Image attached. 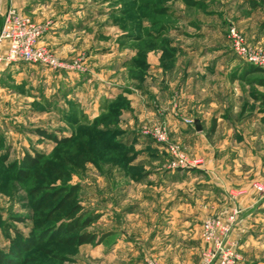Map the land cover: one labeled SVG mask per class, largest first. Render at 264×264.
<instances>
[{"label": "rangeland", "instance_id": "374dc122", "mask_svg": "<svg viewBox=\"0 0 264 264\" xmlns=\"http://www.w3.org/2000/svg\"><path fill=\"white\" fill-rule=\"evenodd\" d=\"M249 1L0 0V31L8 9L16 8L42 25L41 43L73 65L20 63L22 74L0 78V264H201L205 219H226L233 208L241 209L235 199L253 191L262 206L254 217L264 226V192L253 186L264 183V72L247 75L241 85L248 95L232 100L230 110L197 109L206 131L189 147L173 137L167 117L169 106L184 104L180 83L148 69V59H159L165 70L176 68L178 43L246 64L233 47L230 26L251 50L264 53V10L258 9L264 0ZM248 92L261 99L242 116ZM159 126L190 161L236 171L228 173L235 188L215 199L212 213L201 215L192 231L182 216L195 207L172 200L193 192L204 200L212 192L189 187L196 180L187 172L200 168L170 167L166 145L143 133ZM38 154L39 164L29 168L25 159ZM149 169L183 170L184 177L149 176ZM244 180L249 186L239 190ZM242 215L241 209L232 232ZM88 219L78 231L62 230L65 223ZM83 232L94 240H71ZM123 234L131 238L115 246ZM239 250L251 264H264V239H250Z\"/></svg>", "mask_w": 264, "mask_h": 264}, {"label": "crops", "instance_id": "0c3cea01", "mask_svg": "<svg viewBox=\"0 0 264 264\" xmlns=\"http://www.w3.org/2000/svg\"><path fill=\"white\" fill-rule=\"evenodd\" d=\"M248 2L250 1L248 0ZM0 7H2L1 4ZM3 9L6 10L5 4L3 6ZM258 9H260V13L263 14L264 6L259 7ZM260 24L264 26L263 19L260 21ZM259 41L263 43L264 38L262 36H259ZM176 47L182 50L181 59L175 62L176 68H173L172 70L170 69V71L165 70L164 68L159 66V59H157L156 62L153 61L155 63L148 59V69L149 72L155 71V74H165L164 77H166L167 79L170 78V75H173V78H176V82L178 81L180 83L178 92H180V102L183 101L184 104L182 103L180 106H178V104H175L174 108H171L169 106L167 108V117L170 124L173 126V130L171 129L173 137L176 140L182 141L184 144L187 143L189 147H192V145L194 146V144L195 146H197L195 141L197 140V138H199V134L206 131L207 126L205 123H203L204 117L197 114V109L213 111L212 113L221 109L225 111L226 108L227 110H230V104L232 100H234L235 102H241V94L244 92L245 95H248L246 94L245 89L242 88L241 84H244V80L248 78L247 75H249L250 72L258 70H255L251 65L247 63L245 64L238 62L236 58L232 59L231 56L227 57V55H223L225 53H203V46H189L185 43H178V45L176 44ZM190 48H193L194 50H190ZM209 48L214 49V46H210ZM23 72L24 69H22V65L20 63H0V78L8 77L10 75L19 76ZM216 78H222L221 84L216 83ZM248 93L250 97H246V99H244L242 103L243 107H241L240 111V115L242 116L246 114V111H248L247 109L249 107L251 108V105H253V103H257L258 100L261 99V96H257L258 94H256L255 92ZM193 101H196V104L194 106H189V103ZM184 118H193L194 121L196 119H199L202 127L201 130H198L195 124L194 126L186 124L182 120ZM246 120L247 119H245V121ZM232 124L233 121H230L229 125ZM212 168L213 165L208 164L206 167L204 166L201 169L188 171L187 174H191L193 180H196L192 181L195 183L189 185V187L192 186V188L199 190L205 189L206 192L211 191L213 195L207 194L205 196V199L201 200V198L195 197V192L191 193V197L187 195L188 197L186 198L181 197V193V195L179 194L180 197L177 196V193L175 195V200H172L176 205L180 203L179 200L182 199L184 201H190V205L195 207V213H189V215H185L184 217L182 216V220L186 222V226L188 227L189 231H192L193 227H196L195 224L198 222V218L201 217V215L202 217L205 216L204 218H206L207 215L212 213V209H210V207L214 206L213 201L215 199L221 201V198L225 196V191L235 188V186L232 185V181H230V179L228 178V173H230V175L232 173L231 170H233V174L234 172L236 173L234 169ZM148 172L149 176L161 175L164 178L166 177L167 179L169 177H171L172 179L174 178V180H183L184 177V175L182 174L184 172L183 170L175 171L171 169L167 171V169H149ZM237 172L239 174H242L243 170H239ZM247 182L248 181L245 182L244 180L245 184ZM162 184H165L164 187L168 186L167 182H164ZM248 186L249 183L244 185V187H240L239 190L246 189V187ZM162 188L163 186L161 185L160 189ZM254 194H256V192L254 193L253 191L245 195H240L235 199L236 203L234 205H238L241 207V209L243 210V215L236 223L231 237L238 242V245L241 249L250 242V239H264V226L259 228V223H256V218L254 217L256 210L260 209L262 206L255 199ZM203 205H206V208L204 207L202 210L200 207ZM196 214L200 215L197 216ZM130 238L131 236L129 235H121L118 241L115 243V246H118L122 242V240L120 239L128 240ZM245 261L247 262L245 263ZM241 264L251 263L249 258L245 257Z\"/></svg>", "mask_w": 264, "mask_h": 264}, {"label": "built area", "instance_id": "2783aa9c", "mask_svg": "<svg viewBox=\"0 0 264 264\" xmlns=\"http://www.w3.org/2000/svg\"><path fill=\"white\" fill-rule=\"evenodd\" d=\"M44 28L32 19L23 15L16 8H10L4 15L0 31V63H29L65 69L73 65L67 63L54 53L52 49L41 43ZM229 37L237 54L248 64L264 69V53L251 50L245 43V37L234 26L229 28ZM193 123L192 119L187 120ZM143 133L152 136L159 143L165 144L174 169L202 168V159L189 160L181 151L180 146L169 142L168 133L164 127L145 129ZM256 190L264 192V183H253ZM241 213L239 207L232 209L226 219L220 216H209L202 225V237L205 247L202 251L201 264H240L243 257L236 240H231L232 229L237 216ZM152 264H157L152 261Z\"/></svg>", "mask_w": 264, "mask_h": 264}, {"label": "trees", "instance_id": "16d2710c", "mask_svg": "<svg viewBox=\"0 0 264 264\" xmlns=\"http://www.w3.org/2000/svg\"><path fill=\"white\" fill-rule=\"evenodd\" d=\"M252 67L255 70L264 72V69H262V68L255 67V66H252ZM51 136H53V135H51ZM70 140H71V138H62L60 141L64 143V142H68ZM39 158H40L39 154L37 155V157L27 156V158L25 159V161L27 162L26 165L30 168V167H32V166H34L36 164H39V162H40ZM53 170L56 173H65V174H67V172L64 169H53ZM90 220H92V219H88L84 223H82L80 221H76L74 223H65L64 226L62 227V230L65 231V232H68V233H73L75 231H78L81 227L86 226L90 222ZM69 238L70 237L64 238V239H62V241H69ZM71 240L74 241L75 243L77 242L78 244H83V243H87V242H92L94 240V236L92 234H88V233L83 232V233L78 234L77 236H73ZM4 258H5V256L3 257V255L0 254V261H2Z\"/></svg>", "mask_w": 264, "mask_h": 264}, {"label": "water", "instance_id": "95a60500", "mask_svg": "<svg viewBox=\"0 0 264 264\" xmlns=\"http://www.w3.org/2000/svg\"><path fill=\"white\" fill-rule=\"evenodd\" d=\"M194 123H195V126H196V128L198 129V130H201V124H200V121H199V119H196L195 121H194Z\"/></svg>", "mask_w": 264, "mask_h": 264}]
</instances>
